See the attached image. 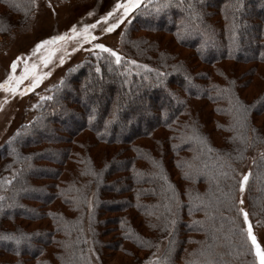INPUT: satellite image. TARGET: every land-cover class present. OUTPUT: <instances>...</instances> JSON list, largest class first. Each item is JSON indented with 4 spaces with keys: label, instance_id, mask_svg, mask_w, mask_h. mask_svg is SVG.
Returning a JSON list of instances; mask_svg holds the SVG:
<instances>
[{
    "label": "trees",
    "instance_id": "16d2710c",
    "mask_svg": "<svg viewBox=\"0 0 264 264\" xmlns=\"http://www.w3.org/2000/svg\"><path fill=\"white\" fill-rule=\"evenodd\" d=\"M208 1L193 0L199 19L188 27V0H170L168 7H159L166 0H141L119 22V65L89 48L37 100L31 118L0 147V264H92L91 243L120 250L134 264H259L240 211L239 182L241 167L252 162L247 214L252 226H264V130L256 122L264 116V89L249 100L244 91L253 77L240 80L223 64L264 66V0L213 8ZM125 2L111 0L105 9L112 15L103 20L122 16L115 6ZM0 4L12 14L34 9L31 0ZM99 13L91 12L82 30L46 44L47 52L91 31ZM242 26L249 28L245 35ZM196 35L206 47L185 40ZM174 42L192 53L181 57ZM40 45L33 54L43 51ZM253 69L252 76L259 71ZM37 134L45 137L38 141ZM83 134L93 137L84 146L77 141ZM149 139L154 146L138 144ZM109 212L119 216L114 242L103 239ZM126 243L137 251H126ZM3 255L16 260L5 262Z\"/></svg>",
    "mask_w": 264,
    "mask_h": 264
},
{
    "label": "rangeland",
    "instance_id": "374dc122",
    "mask_svg": "<svg viewBox=\"0 0 264 264\" xmlns=\"http://www.w3.org/2000/svg\"><path fill=\"white\" fill-rule=\"evenodd\" d=\"M31 1L34 7V9L32 8L33 12H30V10L29 13H25L23 15L15 12L12 14L9 12L6 6L0 4V85H5L4 83L6 81H13V83L10 84L8 88L0 87V147L5 144L6 140L14 130L31 118L37 100L46 94L49 89L53 88L57 83H59L65 71L85 59L87 55L86 51H88L89 48H96V44H103L107 48L117 52L122 50L124 43V29H122V25L119 23L121 21L119 20L117 23V18L114 17L112 21L109 20L106 22L103 20L104 16L108 13L106 12L105 8H108L109 5L112 6L111 0ZM249 1L250 0H246L247 3ZM208 2L209 6L213 8L215 4H226L227 0H210ZM96 11L100 13L95 17V19L100 17L101 22H99L95 28L88 32L90 33L89 42L87 40V42L84 43L86 40L84 39L83 33L77 35L74 38L71 37L69 40L61 42L60 45L57 46L52 52H47V46L44 44L45 46L44 48L42 47V52L33 54L36 45L43 44V41H53V38L57 36L65 37L69 33L74 32L73 29H75V31L82 30L86 24L93 20V14H91V12L96 13ZM121 11H123V9ZM217 18L220 19V16ZM260 20L264 21V16L261 15ZM111 24H116V27L111 31H104V29L108 28V26ZM118 26L119 28H117ZM248 29L249 28L242 26L240 28V35H245V33L249 31ZM165 38L170 40L173 39L170 35L166 36ZM192 38L198 39L199 46L201 44V47L202 45H204L203 47H206L205 43L202 41V36H188L185 38V40ZM56 42H58V40H56ZM175 43L176 42H174V44ZM173 50L183 58H187L192 53V51L189 49L184 50L178 45H176ZM17 58H19V60H17ZM14 61H17V68L15 72H12L10 66ZM223 65L224 70H226L229 75L234 74L235 76L239 77L240 80L241 77L245 79L253 77V81L244 91L249 94V100L255 98L259 92L264 89V66L247 63H234L233 61L226 62ZM253 67H257L260 72L258 71V74L256 75L253 73L252 76L251 72L254 71V69L252 70ZM249 72L251 73L250 75L247 74ZM21 77H23V79H21ZM13 78L17 81L14 82ZM33 78H35L37 81L35 85H33ZM183 84L185 85L186 89L187 87L194 89V87L186 80L183 82ZM157 87L162 86L157 85ZM13 89H15V91H12ZM16 92H18L17 95ZM116 105L119 108L121 107L119 103ZM159 105L161 104H158V106ZM196 107L198 108L197 104ZM162 108H165L164 104ZM118 120L121 121V118ZM256 122L260 128L264 130V116L258 117ZM43 137L45 136L37 134L35 139L39 141L40 139L43 140ZM77 137V141L81 142L83 146L87 139L91 140L93 138L89 134H83ZM142 143H144V145L147 147H152V144L154 146L155 142L149 139L139 142L138 144L141 145ZM80 144L77 152H81L82 150L83 146L81 147ZM108 146L109 145L105 144L100 145L103 150L107 148L109 151H113L119 147L117 145L115 146V144H111L110 147ZM37 148H35V150ZM100 151L102 150H97V155L99 157ZM93 153L95 154V150ZM98 156H96V161L99 162L100 159ZM57 158V156L52 157V159ZM251 164L252 162L249 165H244L241 167L244 169H242L244 175H248V170L252 168ZM66 174L68 175V171ZM174 179H178L176 172ZM245 188L242 193L240 192L239 201L242 200L243 203L239 202V205L240 208H243L244 211L247 212L248 202L245 194ZM110 195V199H115L117 197L114 195L115 198H111L113 195ZM117 214L118 213L109 212L106 216V218L111 221V225L106 229L104 238L102 237L105 241H117L119 234L116 226H114V224H116L115 220H117L119 217ZM247 225L248 227L251 226L253 235H255L257 239V243L260 245L261 249L264 250V226L260 223H258V225L252 226L249 219L247 220ZM7 242L10 243L13 248H16L15 244L10 239ZM92 244L93 243H91L89 245L90 247L88 248L90 258L92 259V264H134L135 262L132 257L126 255L120 250L102 251L94 245L91 246ZM125 247L126 251H137V249L131 245V243H126ZM138 252L141 258L146 256L145 253L140 251ZM26 253L31 254V252ZM148 256L150 255L148 254ZM153 257L154 255L150 256L149 260H153L154 262L157 260V256L154 258ZM14 259L15 258L11 256H4L1 258V260L5 262L10 260L14 262Z\"/></svg>",
    "mask_w": 264,
    "mask_h": 264
},
{
    "label": "snow or ice",
    "instance_id": "6c2138e0",
    "mask_svg": "<svg viewBox=\"0 0 264 264\" xmlns=\"http://www.w3.org/2000/svg\"><path fill=\"white\" fill-rule=\"evenodd\" d=\"M179 5H183L184 4V0H178ZM141 4V0H126L125 3L120 4L117 3L116 4V9H120L123 8V14L122 16L117 18V23L119 22V20H121L123 18V16L127 15L129 11H131L133 8L140 6ZM170 6V0H166V2L163 5H160L159 7H168ZM188 8L191 9V11L188 12V16L185 18L184 22L188 27L192 26V20L193 19H199V14L195 11L194 9V4H193V0H188ZM159 10V8H158ZM109 16L112 15V13H108ZM88 27H95V25H89ZM116 27V24H111L108 26V28L104 29V31H111L113 28ZM73 31H75V29H73ZM90 37V33L87 32V28L85 29L84 32V39L87 40ZM65 39V37L62 36H57L53 38L52 42H55L56 40H62ZM50 41H43V44H48ZM41 47V45H37L36 49L38 50ZM96 48L100 49L102 52H106L109 53L111 57L115 58V62L116 64H120L121 61V57L120 55L115 52L114 50L107 48L105 45L103 44H96L95 45ZM17 60H19V58H17ZM133 63H135L133 61ZM11 70L12 72H15L16 68H17V61H14L11 64ZM26 71H27V66H26ZM96 72L99 73L100 72V68L97 67L96 68ZM21 79H23V77H21ZM37 81L35 80V78H33V85H35ZM7 83V81L5 82ZM0 87H4V85H0ZM12 91H15V89H13ZM92 119V117L90 116V120ZM248 181V175H244L242 180L239 182V189L241 191V193L244 191L245 188V183ZM240 203H243V201L241 200ZM240 211L243 213L244 215V219L245 222L247 223L248 220V214L247 212L244 211L243 208L240 209ZM247 237L248 239L251 241V244L253 246V248L255 249V254L256 257L258 258L259 264H264V250L261 249L260 245L257 243V239L255 237V235H253L251 226H249L248 231H247ZM4 239H12V237L10 236H5L3 237ZM17 243H19V239H17Z\"/></svg>",
    "mask_w": 264,
    "mask_h": 264
}]
</instances>
